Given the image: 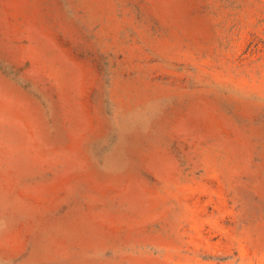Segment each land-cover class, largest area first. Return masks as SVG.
<instances>
[{"label": "rangeland", "instance_id": "obj_1", "mask_svg": "<svg viewBox=\"0 0 264 264\" xmlns=\"http://www.w3.org/2000/svg\"><path fill=\"white\" fill-rule=\"evenodd\" d=\"M0 264H264V0H0Z\"/></svg>", "mask_w": 264, "mask_h": 264}]
</instances>
